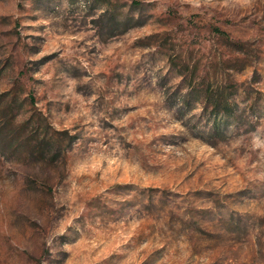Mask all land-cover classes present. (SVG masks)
<instances>
[{"label": "rangeland", "instance_id": "374dc122", "mask_svg": "<svg viewBox=\"0 0 264 264\" xmlns=\"http://www.w3.org/2000/svg\"><path fill=\"white\" fill-rule=\"evenodd\" d=\"M14 86L0 264H264V0H0Z\"/></svg>", "mask_w": 264, "mask_h": 264}, {"label": "trees", "instance_id": "16d2710c", "mask_svg": "<svg viewBox=\"0 0 264 264\" xmlns=\"http://www.w3.org/2000/svg\"><path fill=\"white\" fill-rule=\"evenodd\" d=\"M109 8V7H108ZM107 8V9H108ZM129 19L134 20L133 17H130ZM109 21L112 22L113 24V15L109 16ZM125 29V28H124ZM16 97L15 96V86L11 87L9 90L3 92L0 94V99H12ZM29 99L31 102L34 103V98L32 95H29ZM211 99H213V102L211 103ZM208 101L207 103L204 104V108H211L212 113L214 114V116H217L218 114L221 113H228L231 112V104L227 101V100H221V98H217L215 99V96L209 95L208 99L206 100ZM16 113H5L4 114V119H5V127L0 126V132L2 133V130L4 131V129L8 126H15L16 127ZM4 147L0 144V151L3 152Z\"/></svg>", "mask_w": 264, "mask_h": 264}]
</instances>
